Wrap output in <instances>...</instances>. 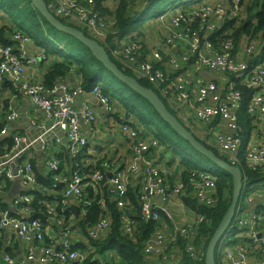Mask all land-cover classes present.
<instances>
[{
	"label": "built area",
	"instance_id": "built-area-1",
	"mask_svg": "<svg viewBox=\"0 0 264 264\" xmlns=\"http://www.w3.org/2000/svg\"><path fill=\"white\" fill-rule=\"evenodd\" d=\"M42 1L56 18L84 31L89 38L103 46L123 72L127 71L136 80L146 82L193 136L207 147L217 150L229 164L239 165L240 159L244 158L251 169L264 171V59L260 56L258 42L249 43L247 39L240 38L234 47L233 41L228 38L231 29H224L227 22L243 18L241 0H213L210 5L202 2L204 5L198 10L180 13L181 16L174 19L175 25L165 28L168 36H162L157 41L148 37L140 40L137 32L133 31L118 37L113 16L117 7L104 0H101V5L108 13L96 9V0ZM175 12L169 16L172 17ZM187 13L188 17H182ZM165 15L166 11L155 17L153 21L156 24L152 21L150 26L160 31ZM8 40L9 44L0 41V86L7 83L10 101L6 108L0 104V113L5 109L9 113L8 120L16 119L18 113L14 102L22 96L43 114L45 123L36 126L32 122L31 129L38 131L32 139L18 134L12 137L11 146L5 141L0 154V183H21L23 190L14 201L19 216H12L8 210H0V232H7L12 241L47 242L41 249L40 264H83L86 255L73 248L70 232L63 220L58 218L59 200L63 210L71 203L78 206L76 201L81 199L85 188L90 186L97 189L104 184L123 213L121 231L130 236L135 228L134 220L123 211L130 209L127 190L138 178L140 218L145 222L162 221L163 218L168 220L170 216L164 204L175 199L183 185L178 179L170 185L164 179L166 175H163V180L158 178L160 173L167 171V166L157 164L153 153L157 152L158 156L159 152L165 153V148H158L153 138H146L144 130L139 132V129L126 124L116 125L111 117L113 108L110 99L98 86L87 95L81 87L72 90L65 82L57 83L52 89H46L42 83L28 82L25 79L27 68L40 64L45 56L27 55L24 46L31 44L32 40L19 32L9 34ZM205 75L213 79H206ZM242 89L251 92L245 110L251 122L249 140L244 150L239 121L245 100ZM88 98L95 101L100 112L96 111ZM105 120L109 132L112 130L109 135L112 145H116L113 136L117 134L126 146L125 142L128 143L129 150L134 147L133 162L124 171L109 162L104 165L103 172L95 171L85 176L79 166L88 167L90 162L82 156L85 153L94 155L88 143V133H95L96 130L98 133L99 122L103 125ZM193 122L201 124L202 128L196 130L192 127ZM6 134V128H2L1 143ZM101 147L95 150L102 152L106 149L104 145ZM152 147L157 148L153 153L150 152ZM85 148H88L87 152ZM31 151L45 159V177L50 172L54 173L51 187L38 186L33 174L36 156L33 159L32 154L29 155ZM63 152L73 160V168H76L68 176L64 175L69 169H64L62 161L57 159V155ZM132 174L137 175L134 180L131 179ZM156 175L160 184L154 179ZM212 178L211 173L201 172L198 182H193V194L198 205L207 208L215 206L216 188ZM59 185L64 187L61 192H58ZM35 193L47 199L40 219L31 217ZM255 200H261L263 206L249 214L248 204ZM90 204L86 201L81 206L85 208ZM98 206L104 210L105 201H100ZM108 218H101L88 231V237L104 238L110 231ZM195 218L194 235L202 223V218H197V215ZM235 231L238 232V241L232 243V238H228L227 234ZM161 232L155 231L144 245V254L155 261L159 258L165 263H175L173 256L165 251L175 244L176 237L183 235L181 232L175 235L171 233L169 239H173L172 242L161 246ZM227 234L217 245V264H264V185L249 187L243 182ZM186 252L194 260L200 261L205 256V253L195 248L192 250L190 246H187ZM5 261L11 263L8 258Z\"/></svg>",
	"mask_w": 264,
	"mask_h": 264
},
{
	"label": "trees",
	"instance_id": "trees-1",
	"mask_svg": "<svg viewBox=\"0 0 264 264\" xmlns=\"http://www.w3.org/2000/svg\"><path fill=\"white\" fill-rule=\"evenodd\" d=\"M18 1H22L30 8L28 17L22 16V7ZM193 2V0H119V5L116 8L115 13H113L116 20L118 37L124 36L137 27V20L143 19L146 14H153L157 7L162 9V12L159 14L161 15L167 11L168 8L175 6L176 4L187 6ZM240 7L241 16L243 18L241 20L229 21L224 26V29H231L232 33L228 38L233 41L234 47L237 46L240 38L247 39L249 43L254 41L258 42L260 56L264 59V0H241ZM135 8L136 11L130 14L129 12ZM96 9L101 13H108V11L102 7L101 0H96ZM0 12L6 16L5 18L0 15L2 21L3 19L9 21V23L3 21L4 23L0 28V41L2 43H10L9 40L6 39L8 33L12 34L13 32H19L20 34L29 37L35 46L43 50L45 55L54 56L58 59L44 74L41 81L42 86L46 89H52L57 83L69 82L68 80H70L71 86H75L74 84L78 82L79 87H81L87 95H89V92L94 87L98 86L110 99L113 108V114L111 117L116 125L126 124L131 128L139 129V132L142 130L145 132L148 131V133L153 135L150 136L146 132V138H154L153 140L157 142L158 148H165V150H163L165 153L161 154L159 152L158 160L156 161L157 164L167 166L168 168V166L173 164V161L178 160L179 166L185 168V171L178 172L174 179L171 178L170 180H167V182L170 185H173L174 181L178 179L184 188L186 186L185 194L187 197H185V200L187 198L193 203L190 196L194 193L192 183L190 182L191 175L198 178L199 172H208L195 167L193 161L207 163L218 169L215 165L195 152L188 143L177 136V134L161 120L154 109L144 99L115 79L99 62L92 58L87 49L76 40L65 36L81 48L76 56H72V53L69 52L66 45V41H63L65 43V48L63 43L59 44L55 40L56 35L60 34L47 24L27 0H0ZM60 21L68 26H72L62 20ZM142 22L144 21H140L139 23ZM135 23L137 25H135ZM83 33L88 36L84 31ZM60 45H62L63 48H61ZM110 59L119 69H122L121 66L111 57ZM124 73L132 77L129 72L125 71ZM105 79L106 81L103 82ZM138 82L142 86L151 89L146 82L140 80H138ZM117 87L120 88H118V91L116 90ZM242 92L244 93L245 100L243 111H241L239 115V121L242 128L240 135L243 140L244 150L249 140V125L251 122V118L245 110L250 100L251 92L246 89H242ZM111 96L116 99L115 103L118 105V108L116 107V109L113 105V99ZM1 128L2 126L0 125V129ZM6 142L11 146V139H7ZM125 143L128 146V143ZM155 149L157 148L152 147L150 152L152 151L153 153ZM209 149L212 150L216 156L228 163V161L217 150L213 148ZM84 150L87 152L88 148H85ZM2 152L3 148L0 143V154ZM156 153L157 152L153 153L155 157L157 156ZM242 155L243 152L240 156ZM168 156L170 157V162L163 163V160L168 158ZM58 158L62 161L64 169H69V172L64 176H68L72 170L76 169L73 168V160L65 152L59 153V155H57V159ZM82 158L90 162L88 167L79 166L81 173L85 176H88L95 171L103 172L105 170L104 165L109 164L107 157L96 163L94 162L96 157L88 155L87 153L83 154ZM110 162H113V160H110ZM35 165H37V162L34 161L33 170L35 174H33L36 177L38 186L51 187L54 183V173L50 172L47 177H43V175L39 174ZM235 167L241 170L245 185L254 187L257 184L264 183V171L251 169L246 164L244 158H242V160L240 159V164L235 165ZM212 179H214V185L216 188V194L214 196V199H216L215 206L212 208H207V206L201 205L197 206V218H202V223L198 225L199 229L197 228L196 230L197 237L193 241V244L195 245L194 248L199 249L203 254L231 202L232 181L230 176L221 171L216 175L214 174ZM103 185L104 184H100L97 189H93L90 186L85 188L81 199L76 201L79 204L78 206L71 203L70 207L63 210V206L59 200L57 207L58 218L63 220L64 225L68 227L71 221L75 219L77 221L78 229H80L81 232V234L80 232L79 234L82 238L85 237L89 240V244L94 248V251H91V249L82 251V253L86 255V260L83 264H98L96 256H103L106 253L113 254L110 262L111 264L117 262V259L114 257H118L122 264H205L204 255L199 261L194 260V257L186 252V248L189 246V241L186 244L188 238L184 237H177L176 243L168 246L165 251L166 254L173 256V261H176L175 263H165L159 258L154 261V263L149 261L144 254L143 248L155 233L156 226L154 224L155 222H144L138 217L139 186L137 184L130 185L127 190L126 198L130 209H125L123 212L127 215H130L133 212L136 216L133 221L135 224L134 231L129 236L121 231L123 213L117 208V205L114 202V196L110 195L108 189ZM59 186L58 192H61L64 187L62 185ZM191 190L193 193H190L192 192ZM33 196V214H31V217L40 219L41 212L45 211L44 202L47 201V199L37 193ZM185 200L184 202L181 200L183 205L188 207L191 206L188 204L189 201L185 202ZM86 201L91 204L90 206L83 208L81 205ZM100 201H105L104 210H101L100 206H98ZM104 216H109V233L106 234L104 238H89L87 235L88 231L96 226ZM165 220L166 219H162V221ZM0 247H2L1 243ZM73 248L78 250L75 245Z\"/></svg>",
	"mask_w": 264,
	"mask_h": 264
},
{
	"label": "crops",
	"instance_id": "crops-1",
	"mask_svg": "<svg viewBox=\"0 0 264 264\" xmlns=\"http://www.w3.org/2000/svg\"><path fill=\"white\" fill-rule=\"evenodd\" d=\"M108 3L111 4V0H104ZM211 0H204L203 2L206 3ZM133 11L131 10L129 13H132ZM9 34V33H8ZM8 34L6 36V39L8 40ZM65 42V40H62ZM59 43V42H58ZM17 48V46H15ZM61 48H63L62 45H60ZM24 52L27 55H39V54H45L42 49L39 47L35 46V44L32 42L31 44H27L24 46ZM45 56V55H44ZM47 58L46 64H37L36 66L29 67L26 70V78L29 81H34V82H40L42 81V78L44 74L51 68V65L58 60L54 56L46 55ZM206 79H213L210 76H204ZM39 80V81H38ZM69 82H65L70 89L75 90L77 87H79V83H75V86H71L70 80ZM88 100L91 102L92 106L96 109V111L100 112V109L97 107L95 104V101L91 98H88ZM10 101V89L7 85V83H4L2 86H0V104L6 108L8 103ZM14 107L18 113V117L16 119L8 120V115L9 113L5 111V109L0 113V125L2 128H6L7 134L3 137L4 142L1 143L2 148L4 149V144L7 139H12L13 136L15 135H22V136H27L29 138H34L38 131L35 130L34 128L31 129V124L32 122H35L36 126L40 124H44V116L41 112L38 110H35L33 106L30 104L29 100L25 97H18L15 102H14ZM108 122L106 123V120L104 124L102 125L101 122H99V125L97 128H99V132L104 133V136L100 135L97 133V130L95 133H88V143L90 145V149L93 151L94 155L93 157L96 156L98 158H105L107 157V160H113V164H116L119 166L120 164L124 166L125 160H126V155L129 153L128 152V147L122 142L120 139V136L117 134L113 136V141L116 145H111L109 148L106 150H102L100 152L98 149L95 150L96 148H102L103 143L105 141H110V136L107 135ZM1 128V129H2ZM0 129V130H1ZM106 136V137H105ZM198 136L202 139V134L199 133ZM200 140V139H199ZM204 143V142H203ZM205 144V143H204ZM125 148L126 150H122V148ZM32 154V157L36 156L35 162H37V165H35L37 171L39 174L44 176V164L42 160V157L40 156L39 153L36 154V152H30L29 155ZM100 159H95V163L99 161ZM121 160V161H120ZM156 160H158V156H156ZM168 158L163 160V163L168 162ZM34 173V170H33ZM35 174V173H34ZM139 179V178H138ZM136 183H132L131 185H138V180ZM4 185V186H3ZM264 185V183H260L255 185L254 187H259ZM23 186L21 183H0V210H8L12 216H19V212L14 208V201L22 193ZM50 206V205H48ZM249 208V214L252 213L255 210H260V208L263 206V202L261 200H255L251 201L250 204H248ZM130 217L136 218L134 213L132 212ZM138 217L140 218V213L138 211ZM165 219V218H163ZM142 220V219H141ZM144 221V220H142ZM166 221V220H165ZM145 222V221H144ZM135 226V225H134ZM68 231L70 232V239L75 247H77L78 250L84 251V250H90L94 251V248L89 244V240H87L85 237H81V232L80 229H78L77 226V221L73 219L71 223L67 227ZM80 232V234H79ZM237 232V231H236ZM0 243L2 244V247H0V264H40L39 263V258L41 257V249L44 248L47 245V242H42L40 244L36 242H22L19 240L12 241L10 238V235L7 232H0ZM113 254L111 253H106L103 256H96L98 260V264H111ZM6 258H8L11 263L6 262ZM117 259V262L115 264H122L120 259L118 257H114ZM146 258L149 259V261L153 262L155 260L150 259L148 256ZM158 263V262H157ZM114 264V263H113Z\"/></svg>",
	"mask_w": 264,
	"mask_h": 264
},
{
	"label": "water",
	"instance_id": "water-1",
	"mask_svg": "<svg viewBox=\"0 0 264 264\" xmlns=\"http://www.w3.org/2000/svg\"><path fill=\"white\" fill-rule=\"evenodd\" d=\"M39 15L59 34L76 40L87 49L92 58L99 62L115 79L129 88L131 91L144 99L157 113L161 120L166 123L173 132L198 154L209 160L220 171L230 176L232 181V193L230 205L215 229L205 250V264H217L215 251L218 243L227 233L230 224L235 216L237 203L241 196L243 187L242 172L239 168L228 164L216 156V154L200 142L178 119L167 109L159 96L150 88L142 86L138 80L126 75L117 65L112 62L107 52L97 41L86 36L77 27L68 26L56 18L50 11L48 5L42 0H27ZM6 83V82H5Z\"/></svg>",
	"mask_w": 264,
	"mask_h": 264
},
{
	"label": "rangeland",
	"instance_id": "rangeland-1",
	"mask_svg": "<svg viewBox=\"0 0 264 264\" xmlns=\"http://www.w3.org/2000/svg\"><path fill=\"white\" fill-rule=\"evenodd\" d=\"M203 1L204 0H201V1L197 0L192 5L188 4L187 6H182V7H179L181 4H176L175 6H173V8H171V7L168 8L167 11H166V15L164 16L166 18L164 19V21L162 23V24H164V26L160 27V31L155 26H150L151 22L155 19V17H157L162 12V9L160 7H157L155 9V11L153 12V14H148V15L146 14L143 17V19H138L137 22H136V23H138V26L135 27L131 31L137 32L136 36L140 40L143 39V38L147 39V37H148V39H150V40L157 41L162 36L167 37L169 32L165 31V28L166 27H170L171 28L173 25H175L174 21H176V20H174V19L178 15L181 16L180 13L185 12V11L193 12V11L198 10L199 7L204 5V3H202ZM212 2H213V0L206 2V4L210 5V4H212ZM18 3L22 7V13H23L22 16L23 17L24 16L28 17V12H29L30 8L25 3H23L22 1H18ZM218 3H219V1H218ZM111 4H112V6L114 8H116L119 5V0H111ZM225 6H228V5H225ZM193 7H195V8H193ZM132 11L135 12L136 8L134 10H132ZM173 11H176L174 13V15L172 17L169 16L171 14V12H173ZM132 13H130V14H132ZM0 15L6 18L5 14H3L2 12H0ZM188 16L189 15L187 13V14H184L182 17H188ZM3 21H5V23H9V21L7 19H3ZM3 21L0 18V28H1L2 24L4 23ZM140 21H144V22L139 23ZM136 23H135V25H137ZM152 23L156 24L155 21H153ZM52 34H54V33H52ZM138 35H140V36H138ZM157 35H159V36H157ZM55 40L57 42H59V44L63 43L64 47H65V43L62 40H65L66 41V45H67V47L69 49V52L72 53V56H76L77 53L80 52L81 48H80L79 45H77L75 42H73L72 40L66 38L65 36H63L61 34L60 35H56ZM43 55H45V54H43ZM46 62H47V58L45 57V59L42 60L41 63L45 65ZM25 79L28 82L32 83V84H34V83L35 84H40V82H34L32 80L29 81L26 77H25ZM105 81H106V79L103 82H105ZM118 88L119 87H117V89H116L117 91H118ZM112 99H113V105H114L115 109H116V107L118 108V105H116V103H115L116 99H114L113 97H112ZM192 127L197 130V129L202 128V125L198 124L197 122H193ZM146 132L148 133V131H146ZM111 133H112V130L110 132H109V130L107 131V135H110ZM98 134L104 136V133H101L99 131H98ZM148 135L152 136L153 134L148 133ZM122 142L124 143V141H122ZM103 145L106 147V150H107L109 148V146L112 145V141H105L103 143ZM122 150H126V149L123 147ZM133 150H134V147H132L131 150H128L129 153L126 155V160H125L126 162H125L124 166H122L121 164L118 166L123 171H124V168L128 164H131L133 162V159H134V156L132 154V153H134ZM94 157H96V156H94ZM168 158H169V156H168ZM95 159H100L101 160L102 158L96 157ZM193 163H194V166L197 167L198 169H201V170H204V171H208L212 175H214V174L216 175V174L221 172L220 170L214 168L213 166H211L210 164H207V163L197 162V161H193ZM156 170L158 172L157 168H156ZM166 170L167 171L164 174L160 173L158 175V178L163 180V175H166L165 178H164L165 180H170L171 178L174 179L175 175L178 174V172L180 173L182 171H185V168L179 166L178 160H175V161H173V164L171 166H168V168ZM199 173H201V172H199ZM136 176H137L136 174H132L131 175V179L134 180L136 178ZM154 179H155L156 182H159L157 180V175L155 176ZM197 179L198 178H196L195 176L191 175L190 182L192 183V186H193V182H195V183L198 182ZM159 184H160V182H159ZM185 192H186V186H185V188L184 187L182 188L180 194H178L175 199H173L171 202H167V203L164 204V207H166V209L168 210V214H169L170 218L168 220H166V221H157V222L154 223L155 226H156V230L155 231H162L159 234V236H160V238L162 240L161 244H160L161 246L162 245H168L170 242H172L173 239H169V235L171 233L175 235L176 233L181 232L182 235H183L181 237L188 238V240L186 241V244L189 241L190 248H192V250H193V248L195 247V245L193 244V241L196 239L197 234L195 233V235H194L195 229L193 227H195L196 222H197V219L195 217L198 214V209H197L198 202H197L194 194L190 195L191 198H192L193 203L187 198L185 200V197H187ZM190 193H193V191L190 192ZM204 196H206V195L204 194ZM181 200L183 202H184V200H185V202L189 201L188 204L191 205V206L188 207V206L183 205V202ZM227 236H228V238H232V240H231L232 243H237V241H238V232L235 231V232H232V233H228ZM176 238H175V243H176ZM195 249H197V248H195ZM197 250H199V249H197Z\"/></svg>",
	"mask_w": 264,
	"mask_h": 264
},
{
	"label": "clouds",
	"instance_id": "clouds-1",
	"mask_svg": "<svg viewBox=\"0 0 264 264\" xmlns=\"http://www.w3.org/2000/svg\"><path fill=\"white\" fill-rule=\"evenodd\" d=\"M193 1H197V0H193ZM198 1H201V0H198ZM173 7V6H172Z\"/></svg>",
	"mask_w": 264,
	"mask_h": 264
}]
</instances>
